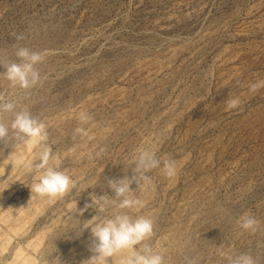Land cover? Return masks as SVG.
Returning <instances> with one entry per match:
<instances>
[{"label":"rangeland","instance_id":"374dc122","mask_svg":"<svg viewBox=\"0 0 264 264\" xmlns=\"http://www.w3.org/2000/svg\"><path fill=\"white\" fill-rule=\"evenodd\" d=\"M16 46L45 53L37 65L42 83L13 88L0 67V102L14 101L47 126L50 163L76 187L34 203L36 173L27 168L0 191V218L35 208L27 232L9 230L0 264H11L17 251L29 264L55 255L64 264L88 248L90 229L76 233L98 213L80 216L76 208L91 203L92 193L111 197L107 178H131L137 149L178 162L171 179L154 169L150 183L131 185L143 207L130 214L154 220L146 242L167 264H221V251L264 264V87L249 91L264 81V0H0V63L16 61ZM228 97L241 105L226 111ZM82 111L94 134L86 146L73 139ZM11 120L6 113L4 122ZM16 155L34 161L36 152L10 130L0 142V170ZM245 212L260 231L238 228Z\"/></svg>","mask_w":264,"mask_h":264},{"label":"clouds","instance_id":"9594fccd","mask_svg":"<svg viewBox=\"0 0 264 264\" xmlns=\"http://www.w3.org/2000/svg\"><path fill=\"white\" fill-rule=\"evenodd\" d=\"M23 36H17V40ZM14 55L16 61L0 63L4 68L3 77L13 88L29 90L42 83V76L37 65L43 63L45 53L34 51L25 46H16ZM264 87V81L249 86L250 92H256ZM3 98H0L2 100ZM225 110H232L241 105L239 97H228L224 102ZM14 101L0 102V142L7 143L11 130L12 138L16 141L27 143L36 150V156L32 163L28 165V171H35L33 184L29 187L32 194L40 198H48L54 201L63 197L70 189L76 187V182L64 171L59 170L54 161L56 157L53 153V146L49 143V133L47 126L39 119L33 117L26 108L16 110ZM12 113L10 125L4 122V115ZM79 125L74 129L73 139L79 137L85 141L94 139L88 125L92 117L87 112H80L77 116ZM75 146L70 150L74 152ZM105 149L99 148L95 153L99 157ZM13 164L15 161L12 162ZM133 167L131 178L125 174L122 178H107L106 186L113 194L109 197L106 193L97 196L90 194L91 203H86L83 208H76V212L83 214L90 208H95L97 215L87 220L81 231L76 233L79 236L85 229H90L91 246L90 251L94 253L90 259L82 264H111V258L117 254L122 255L118 264H167L165 254L147 243L154 235V220L148 216H133L131 210L143 207V201L134 195L131 188L133 182L139 185L141 182L150 183L151 178L147 173L154 169H159L160 174L171 179L176 176L178 162L172 158H157L155 152L148 149H137V154L132 158ZM104 187V185H103ZM102 187V188H103ZM86 190V189H85ZM112 208L111 215L103 216L99 213H107ZM128 210V211H125ZM236 224L242 232L255 234L261 230V222L250 212H245L237 220ZM221 264H258L257 260L248 253L236 255L229 252H220ZM48 264H62L59 255L53 256ZM187 264H198L196 258L189 259Z\"/></svg>","mask_w":264,"mask_h":264},{"label":"bare ground","instance_id":"6f19581e","mask_svg":"<svg viewBox=\"0 0 264 264\" xmlns=\"http://www.w3.org/2000/svg\"><path fill=\"white\" fill-rule=\"evenodd\" d=\"M28 149H34L28 145ZM35 150V149H34ZM36 152V150H35ZM16 158V159H15ZM15 158H11L8 160L4 168L0 170V191L2 189L8 190L9 187L14 185L13 183L15 182L16 178L21 175L23 171H25L28 168V165L33 162V160L29 159L28 157L23 158L21 155H16ZM15 161L13 164L12 162ZM208 161V160H206ZM4 192V191H3ZM8 193L7 191H5ZM34 196V203H37L40 199V197ZM43 202H44V198ZM43 202H41L40 205H43ZM28 210L24 209L22 211H16L12 210L11 212L9 211L6 215H3L0 218V246H3L7 244L9 241V230H16L15 233L18 236H22L23 233L27 232V230L31 226V221L29 220V216L31 215V211L35 208L32 206H28ZM20 230L23 233L17 234V231ZM40 242L42 241L41 239L39 240ZM90 246L88 248H82L79 250V252L74 255L72 258H70L68 261H66L64 264H70L72 261L76 260H83V257L90 254ZM121 254H117L115 257L111 258V264H118L119 259L121 258ZM14 260L11 264H29V258H25L24 254L20 251H17L15 253V256L13 257Z\"/></svg>","mask_w":264,"mask_h":264}]
</instances>
